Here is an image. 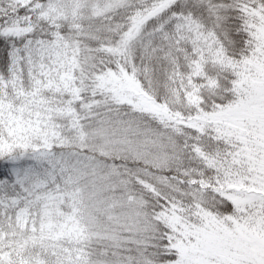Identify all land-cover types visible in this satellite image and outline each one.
<instances>
[{
  "label": "snow or ice",
  "instance_id": "obj_1",
  "mask_svg": "<svg viewBox=\"0 0 264 264\" xmlns=\"http://www.w3.org/2000/svg\"><path fill=\"white\" fill-rule=\"evenodd\" d=\"M0 264H264V0H0Z\"/></svg>",
  "mask_w": 264,
  "mask_h": 264
}]
</instances>
